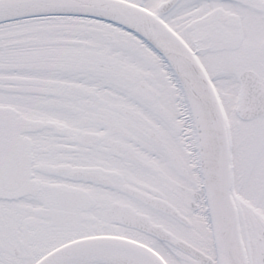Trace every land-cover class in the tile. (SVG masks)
Here are the masks:
<instances>
[{"label": "snow or ice", "instance_id": "obj_1", "mask_svg": "<svg viewBox=\"0 0 264 264\" xmlns=\"http://www.w3.org/2000/svg\"><path fill=\"white\" fill-rule=\"evenodd\" d=\"M0 264H264V0H0Z\"/></svg>", "mask_w": 264, "mask_h": 264}]
</instances>
